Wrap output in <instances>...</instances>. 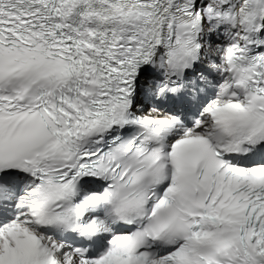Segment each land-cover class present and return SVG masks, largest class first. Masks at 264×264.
<instances>
[{"label":"snow or ice","instance_id":"snow-or-ice-1","mask_svg":"<svg viewBox=\"0 0 264 264\" xmlns=\"http://www.w3.org/2000/svg\"><path fill=\"white\" fill-rule=\"evenodd\" d=\"M0 264H264V0H0Z\"/></svg>","mask_w":264,"mask_h":264}]
</instances>
